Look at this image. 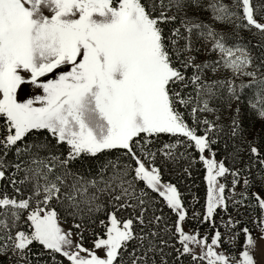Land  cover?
I'll use <instances>...</instances> for the list:
<instances>
[{"label": "snow or ice", "instance_id": "6c2138e0", "mask_svg": "<svg viewBox=\"0 0 264 264\" xmlns=\"http://www.w3.org/2000/svg\"><path fill=\"white\" fill-rule=\"evenodd\" d=\"M262 21L264 0H0V182L15 193L0 192V257L7 264H43L45 253L51 264H183L186 256L192 264H258L264 196L252 193L255 205L244 201L257 180L264 191V153L256 137L247 141L252 164L236 199L241 170L215 159L212 134L222 128L202 114L215 111L221 89L230 101L251 90L248 106L264 121ZM241 30L259 40L244 39ZM193 36L215 60L198 62ZM221 69L233 79L208 75ZM242 77L248 82L236 85ZM239 116L237 107L233 138H244ZM190 148L206 170L201 222L215 229L210 242L184 230L182 194L162 179L169 163L187 161L189 170ZM85 161L86 171L75 166ZM256 165L260 173L249 179ZM226 174L232 196L219 180ZM230 199L260 210L258 238L230 214L221 220L224 231L217 227L216 214L227 213ZM161 202L176 217L171 228ZM58 207L92 223L104 213L91 248L81 223L74 224L76 241L61 227ZM33 245L43 251L33 253Z\"/></svg>", "mask_w": 264, "mask_h": 264}, {"label": "trees", "instance_id": "16d2710c", "mask_svg": "<svg viewBox=\"0 0 264 264\" xmlns=\"http://www.w3.org/2000/svg\"><path fill=\"white\" fill-rule=\"evenodd\" d=\"M173 25L179 26V21L173 22L172 24H169L167 28H171ZM167 31V29H166ZM246 40L247 39L245 35H241ZM193 41V54L197 56L198 62L207 60L209 63H211L213 60L216 59V56L214 53H210L204 49L202 46V42L198 40L196 36L192 37ZM200 42V43H198ZM183 43V41H181ZM253 43V41H252ZM255 44V43H253ZM189 74L191 73V69L188 70ZM208 75L212 79H221L224 80L223 77H221V73H219V70L216 73L209 72ZM241 80H243L245 83L248 82L247 78H240L236 79L235 83L236 85H239L241 83ZM31 91L34 92V94H42L38 92L35 89H31ZM239 91V89H238ZM253 92L251 90H245L243 93H241V100L236 101L235 99L229 100L228 93L226 89H221L220 93L218 94V98L212 102V105L215 108L214 112L211 113H204L202 114V118H207L209 121L214 122L218 128H222V131L214 132L212 134V139L216 140L217 143L212 145L213 151L215 153V159L218 161H223L225 166L231 170H241V178L240 183L243 181L244 176L248 175V166L252 164V159L250 158V152L248 149V126L250 125V121L252 119L256 120V116L251 113V110L248 106V98L252 97ZM234 105V107H231L230 111H227L230 104ZM239 107L240 108V116L239 120L241 123V126L244 130V138L241 137H235L233 138L230 135V126H231V120L232 117L235 115V109ZM218 112L219 114L218 119L214 120L213 116L214 114ZM263 122V121H260ZM260 129H264V125L260 123ZM204 130V126L200 125V132L202 133ZM255 137L258 139V146L260 148L261 153H264V144L262 141L264 140V132L258 133L255 135ZM162 139L167 140V137H162ZM253 140V138H252ZM244 150V151H243ZM188 152L190 153L192 159L195 160V163H192L189 167V170L186 172L184 171L185 167H188L187 161H181L178 164H172L169 163L168 165L163 166L162 171V179L164 182H169L175 185L180 193L182 194L183 203L187 209V219L185 221V224L188 228L191 230H198L199 234L201 232H207L206 230L207 225L209 223H202V217L205 210V203H206V195H207V186H206V180H205V168L203 164L199 161V153L195 151L194 148L188 149ZM9 160L13 159L12 154L10 153L8 156ZM88 161H85L83 163H77L75 166L78 168H81L82 170H87L88 168ZM260 169L259 166H253L251 167V176H249V179L253 177V174L259 175ZM230 179H233L230 174H226L222 180L225 181L226 185V194L228 193V182ZM239 183V185H240ZM238 185V186H239ZM6 186V187H5ZM262 186L260 184L255 185V183L252 185L251 188L248 189V196H249V202L251 204H254L253 200H255L252 197V193L254 191H258L261 196H264V191L261 190ZM7 191L9 195H15L13 189L10 185H7V181L0 182V192ZM159 200L160 198L157 197ZM159 207L162 209L164 216L166 217L167 224L169 228H171L172 223L175 221L176 217L175 215L161 202L159 204ZM57 211L60 215V222L73 232L77 233V229L74 227V224L81 223L83 225V244L84 246H91L92 242L94 240L93 232L102 234V228L99 225L100 219H105L106 216L103 212L98 213L95 219V223H92L87 218L84 220H81L79 218L73 219L72 216L68 215L63 209L57 208ZM232 212V206L228 203V210L227 213L224 211L220 212L218 211L216 214V218L218 217H224L228 213ZM194 213H200L199 219H194L193 214ZM123 215H127L124 213ZM217 227L219 228V223L215 220ZM163 227V225H161ZM209 233L213 232L215 229L211 228L209 229ZM170 243H175V241H170ZM176 247H179V244H176ZM33 253L37 251H43L39 248L37 245L32 246ZM165 251H169V249H165ZM57 255V259H62L59 257V254ZM174 255V253H173ZM35 259V257H33ZM43 262V264H51V261L47 254L45 253L44 256L40 258ZM183 264H192L190 257H183ZM0 261H4L5 264H7L6 258L0 257ZM65 264H67V261H65ZM170 264H178V262H175L171 260L170 258Z\"/></svg>", "mask_w": 264, "mask_h": 264}, {"label": "rangeland", "instance_id": "374dc122", "mask_svg": "<svg viewBox=\"0 0 264 264\" xmlns=\"http://www.w3.org/2000/svg\"><path fill=\"white\" fill-rule=\"evenodd\" d=\"M225 2L231 4V0H225ZM200 18L202 20H204V21L207 22L209 20V13L208 12H202V13H200ZM262 22H264V21H262ZM217 27H219V25H217ZM240 34L241 35H245L246 38L247 39H250V41H253V43H256L259 40V37L253 36L252 33L248 32V31L241 30V33ZM198 43H200V42H198ZM219 73H221V77L224 75V77H223L224 80L225 79H233V77H231V75L229 73L225 72L222 69L219 70ZM28 91H29L30 94H34V92L31 91V89H29ZM26 98H30V97H26ZM231 107H234L233 103L230 104V106L227 109V111H230L231 110ZM251 113H252V116L255 115L253 111H251ZM218 114H219L218 112H216L214 114V116H213V119L214 120H217L218 119V116H217ZM260 123H262L264 125V121L263 122H260V120H258L257 118H256V120L255 119H252L250 121V123H249L250 125L248 126V140L249 141H251L252 138H254L256 134H258V133L260 134V133H263L264 132V131H262V129H260V126H259ZM262 143L264 144V140L262 141ZM205 155L208 156L209 158H211V154L210 153H207L206 152ZM205 176H206V170H205ZM253 177H258V175L257 174H253ZM222 178L223 177L219 178V180H220L221 183H224L225 181H223ZM165 183H169V182H165ZM258 184H259V182L257 180V182H255V185H258ZM228 185H229V187H228V193H227V195L228 196H232V179L229 180ZM238 185H237V187L235 189V192L237 194L236 197H235L236 199H240L239 193H241V192L244 191L243 182H241L239 186ZM206 186H207V183H206ZM254 193H256V191H254ZM206 197H207V195H206ZM254 201L255 200H253V202ZM228 203L232 206V212L231 213H228L224 217L215 218V220L219 223V229L222 232L224 231V228L222 227V224H221V220H222V218L225 219V220L228 219V215L230 214L232 218H234L236 221H239V223L237 225V228L238 229H242L243 227H248L249 229L252 230L253 234L255 236H257V238H258L259 237V231H258V229L256 227V223L254 221L260 215V210L257 207L235 206L233 204V202H232L231 199L229 200ZM255 203H256V201L254 202V204H251L249 202V200L244 201V204L245 205H255ZM218 211L222 212L223 210H218ZM202 219H203V217H202ZM60 225H61V227L65 231H69L70 230L69 228L65 227L61 222H60ZM209 229H210V227H209V225H207L206 230H208V233L207 232H204V233L201 232L200 236L203 237L205 234H207L209 236V242H210L211 235L214 233L215 230L213 232L209 233V231H210ZM184 230L186 232L193 231V230H191L190 228H188L186 226L185 222H184ZM73 240L74 241L78 240V237H77V235H76L75 232H73ZM243 240H244L243 233H241L240 234L239 241H238V243L236 245V248H235V252H236L237 256H238V254H239V252L241 250V245L243 244ZM257 242H258V246L259 247H258V250L255 252V257H256V260L258 261V264H264V253H262V251H261V249H264V241H260L258 239ZM84 247L91 248L92 245L89 246V247L88 246H84ZM228 247H229L228 245H225V248H228ZM229 250L231 251V249H229ZM197 251H199V250L197 249Z\"/></svg>", "mask_w": 264, "mask_h": 264}]
</instances>
